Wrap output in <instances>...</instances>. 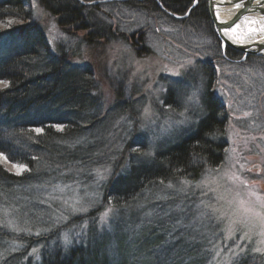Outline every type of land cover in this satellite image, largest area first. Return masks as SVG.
I'll return each instance as SVG.
<instances>
[{"label": "rangeland", "instance_id": "rangeland-1", "mask_svg": "<svg viewBox=\"0 0 264 264\" xmlns=\"http://www.w3.org/2000/svg\"><path fill=\"white\" fill-rule=\"evenodd\" d=\"M96 5L94 22L111 31L90 46L82 43L85 32L63 33L36 0L28 6L51 53L65 54L68 64L78 68L63 69L61 89L32 108L30 117L89 123L56 148L69 150L66 159L75 154L92 159L82 167L69 163L48 170L47 183L36 189L40 200L10 199L8 209H0V227L5 224L9 234L13 229L51 235L49 245L57 243L63 251L83 243L92 260L105 264L263 262L264 65L247 62L248 56L227 59L203 26L170 24L112 0ZM17 48L0 45V60ZM85 68L94 73L91 91ZM207 89L225 112L221 164L205 169L196 181L153 184L124 209H111L103 201L110 181L129 176L115 188L135 186L138 169L157 167L154 155L194 133L212 107ZM0 163L14 171L8 162ZM1 240L0 262L9 256V246L14 253L24 250ZM29 255L36 259V251Z\"/></svg>", "mask_w": 264, "mask_h": 264}, {"label": "trees", "instance_id": "trees-1", "mask_svg": "<svg viewBox=\"0 0 264 264\" xmlns=\"http://www.w3.org/2000/svg\"><path fill=\"white\" fill-rule=\"evenodd\" d=\"M31 1L33 0H0V45L13 44L18 47L15 54L0 60V83H3V87L0 88V153H3L12 168L13 164L26 166V170L16 174L15 168L13 172H9L0 163V209H8L9 200L13 197L18 199L26 197V201L40 200L36 189L47 183L49 178L47 171L51 168L59 169L69 163L82 167L84 161L89 162L92 159L90 155L85 159L78 154H75V157L71 156L73 159H66L64 155L69 156V150L56 148L66 145L69 139L77 137L80 131L88 129L89 123L70 117L67 119H55L44 115L30 117L32 108H39L50 99L57 88L61 89L58 83L64 78L63 69L76 68L68 64L65 54L51 53L41 29L34 22L31 9H28ZM96 1L107 0H36L39 7L56 20L57 26L66 35L74 36L85 32L81 40L89 46L97 42L94 40H102L104 33L110 36L111 31L110 26L103 29L102 23L94 22L100 5L83 6L80 3ZM112 2H117L130 11L156 17L170 24L182 25V27L190 24L192 27L203 26L206 35L218 46L209 20L207 0ZM194 2L196 4L187 18L177 20L176 17H183ZM144 51L147 52L146 49ZM225 57L231 60L240 59V56L233 57L228 52L225 53ZM250 60H256L261 63L260 65H264V59L261 57L248 56L247 62ZM47 61L46 68H43V62ZM208 67L210 70L211 67ZM82 74L88 90L91 91L95 82L94 73L85 68ZM210 83L211 80L208 81V88ZM207 102L212 107L207 116L199 122L194 133L169 150L154 155L153 162L158 165L157 167L138 169V174L134 177L135 186L123 190L115 188L116 182L129 178L123 175L109 182L110 189L104 193L103 201L111 209H124L153 184L164 186L181 181H196L205 169H214L221 164L226 148L223 136L225 112L208 89ZM69 103L67 100L63 102L65 106L71 105ZM37 129L40 131L37 132ZM135 151V154L141 153V149ZM11 208L13 212L17 210L16 206ZM42 211H38V219L40 214L43 215ZM20 222L17 221L18 225L26 230ZM8 230L5 224L0 227V238L4 246L19 243L24 246V250L14 253L9 246L7 248L9 256L0 264H105L92 260L83 243L63 251L59 245H56L57 243L49 245L51 235L37 231H31L29 234L24 231L13 233V229L9 234ZM33 233L38 235L33 236ZM56 240L58 241V237ZM35 251L37 255L34 260V256L31 257L29 254ZM232 264L255 263L248 258H241ZM259 264H264V261Z\"/></svg>", "mask_w": 264, "mask_h": 264}, {"label": "water", "instance_id": "water-1", "mask_svg": "<svg viewBox=\"0 0 264 264\" xmlns=\"http://www.w3.org/2000/svg\"><path fill=\"white\" fill-rule=\"evenodd\" d=\"M107 1H96L92 3L80 2L83 6H92ZM124 2L127 0H112ZM208 14L211 24L218 38L233 50L242 53L245 56H259L264 58V40L249 44H241L232 41L228 36V32L236 30L240 22L246 20H262L264 21V0H207ZM196 2L190 7L185 17L193 9ZM238 5V6H237ZM176 19H182L176 17Z\"/></svg>", "mask_w": 264, "mask_h": 264}, {"label": "bare ground", "instance_id": "bare-ground-1", "mask_svg": "<svg viewBox=\"0 0 264 264\" xmlns=\"http://www.w3.org/2000/svg\"><path fill=\"white\" fill-rule=\"evenodd\" d=\"M228 36L232 41L241 44H249L264 40V21L246 20L240 22L236 30H231Z\"/></svg>", "mask_w": 264, "mask_h": 264}, {"label": "flooded vegetation", "instance_id": "flooded-vegetation-1", "mask_svg": "<svg viewBox=\"0 0 264 264\" xmlns=\"http://www.w3.org/2000/svg\"><path fill=\"white\" fill-rule=\"evenodd\" d=\"M179 18H182V19H185V18H187V16L185 17V15L183 16V17H179ZM210 20V19H209ZM210 23H211V21H210ZM211 28H212V31H213V34H214V39L217 41V43H218V45L222 48V49H224L225 50V53H230V55L231 56H240V57H242V56H244L242 53H240V52H238V51H236V50H233V49H231V48H229V47H227V46H223V43L221 42V40L218 38V36L216 35V33H215V31H214V27H213V25L211 24ZM250 56V55H249ZM214 98V97H213ZM215 99V98H214ZM216 100V99H215Z\"/></svg>", "mask_w": 264, "mask_h": 264}, {"label": "snow or ice", "instance_id": "snow-or-ice-1", "mask_svg": "<svg viewBox=\"0 0 264 264\" xmlns=\"http://www.w3.org/2000/svg\"><path fill=\"white\" fill-rule=\"evenodd\" d=\"M36 131L39 132L40 130L37 129ZM0 161L7 162V158L3 155V153H0ZM13 168L16 169V174H20L21 172H23L24 170H26V166H24V165H18V164H13Z\"/></svg>", "mask_w": 264, "mask_h": 264}]
</instances>
